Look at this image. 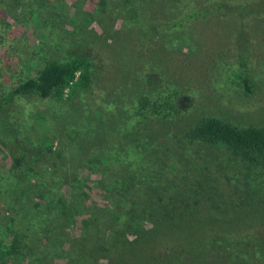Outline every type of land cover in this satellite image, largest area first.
I'll return each mask as SVG.
<instances>
[{"label": "rangeland", "instance_id": "obj_1", "mask_svg": "<svg viewBox=\"0 0 264 264\" xmlns=\"http://www.w3.org/2000/svg\"><path fill=\"white\" fill-rule=\"evenodd\" d=\"M193 10L211 15L191 18ZM76 56L91 63L89 90L63 101L15 97L0 114L18 119L19 145L41 152L31 171L62 170L48 201L66 205L61 230L38 233L40 257L29 259L264 264V159L193 136L209 118L264 129V0H0V98L48 62ZM151 73L165 85L168 112L142 108ZM2 141L0 176L6 171L39 205L40 190L13 176ZM16 203L0 188V214ZM123 203L118 221L109 219ZM6 232L0 222V238Z\"/></svg>", "mask_w": 264, "mask_h": 264}, {"label": "trees", "instance_id": "obj_2", "mask_svg": "<svg viewBox=\"0 0 264 264\" xmlns=\"http://www.w3.org/2000/svg\"><path fill=\"white\" fill-rule=\"evenodd\" d=\"M199 12V10H193L188 16L196 18L211 15V11H208V13ZM137 14H139L137 7L132 6L128 9V16L131 19L137 20ZM185 17L177 21V23L181 24L186 19ZM177 23H175L174 27L177 26ZM147 85L150 87L149 97L144 98L140 102L142 108L156 115L170 111L172 107L169 103L167 101L165 102L164 99L160 100L161 92L165 85L159 80L156 74H149ZM92 86L91 63L88 59L76 56L64 62L51 61L44 65L35 77H28L20 81L13 89L11 95L0 98V114H3L7 110L12 98L15 97L44 101L54 98L56 101H63L65 98L70 100L76 90L87 91ZM66 91H68L67 95ZM23 111L24 107L19 105V112L22 114ZM2 119H0V122ZM4 121L7 122V119ZM19 130L20 125L18 119L17 122L16 119L13 122L9 120L3 132L2 128H0V137L3 140L2 145L5 146L6 150L13 157V169L11 170L13 176L24 181H27L29 177L30 181L28 180V182L31 183V186H34L36 191L40 190V198L38 200L41 203L36 205L26 190H21L16 182L12 184L14 178L7 174L6 171L0 176V188L2 190H10V192L12 191L14 197L17 198L16 209L13 212H6L7 216L0 214V222H4V227L7 228L6 235L0 238V264H35L36 260H30L29 258L30 256L32 258L33 254L40 257L39 253L34 249L36 235L41 231L47 232L46 230L60 232L61 228L58 225L60 218L66 210V205L62 201H53L48 204L54 189L50 181H53L52 183L55 184L54 181L59 179V175L62 172L61 168L53 165L51 171L48 168L31 171L30 166H37L35 152L39 154L41 152L38 149L34 152L33 150L28 151L19 145L20 140L17 141L16 136L14 138L12 136V132H18ZM193 136L196 140L209 143L217 148H228L235 153H241L253 161L264 159V129H240L219 119L209 118L196 126L193 131ZM45 153H53L52 148L50 147ZM33 173L34 175L31 176ZM124 206H127V203H123V206H116L119 207L117 211L121 212L110 214L109 219L112 216H116L115 222H117L120 214L125 210L123 208ZM141 209L145 211L146 207L143 206ZM101 215L103 216L105 213H101ZM99 219V215L96 214L94 218L89 219L85 227V233L91 235L92 233L89 227L91 226L95 229L92 224L97 223ZM90 221L92 224L89 225L91 223ZM136 225L139 228L140 225ZM45 239L47 242L57 245V240L54 237L46 236Z\"/></svg>", "mask_w": 264, "mask_h": 264}]
</instances>
